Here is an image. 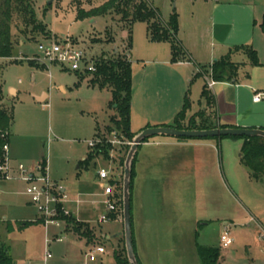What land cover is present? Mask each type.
Returning <instances> with one entry per match:
<instances>
[{
  "label": "rangeland",
  "instance_id": "obj_1",
  "mask_svg": "<svg viewBox=\"0 0 264 264\" xmlns=\"http://www.w3.org/2000/svg\"><path fill=\"white\" fill-rule=\"evenodd\" d=\"M107 1L28 0L34 12V23L29 20L27 12L18 13L16 3L14 4L10 29L13 55L11 59H0V107L13 117L7 159L11 179L0 181V243L6 247L14 264H115L114 252L126 255L122 210L119 217L120 244L112 252L110 243L98 240L97 235L102 232V228L105 233L108 228L116 226L113 222L98 226L86 223L93 229L94 239L85 243L86 246L79 247L67 236L72 232L70 225L64 231L52 227L46 229L37 216L35 207L28 204V197L24 194L27 186L20 180L17 168L22 165L27 172H34L38 176L35 168L45 158V175L49 186L55 187L59 192L63 191L67 197L63 202L68 208L75 210L73 215L82 220L98 219L100 213L106 212V207L102 205L105 198L99 196L101 183L97 180V173L100 169H105L109 174L107 181L115 179L122 191L124 162L132 142L123 140L125 145L111 146L107 150L108 158L99 157L89 166L83 163L91 150L89 144L96 134L107 140L110 138L106 127L111 126L110 119L116 117V111L110 105L111 90L92 87L89 83L91 75L63 70L48 60L43 62L44 55L38 51L39 44H45V41H68L84 52L87 62L94 63L102 58L107 60L118 54H126L130 38L132 48L128 55L131 59L129 60V56L126 58L132 62L134 76L131 130L136 129L139 114L151 113L157 104L166 100H170L171 107L175 105L182 109L185 96L178 90L175 78L164 72L157 76L151 75L153 66L144 65L146 61L151 62L155 58L161 61L164 59L161 50L170 49L168 43L156 45L148 40L145 23H135L129 34L127 25L121 21L120 16L76 20L78 10L87 12ZM147 2L160 11L164 22L173 13L178 14L183 32H187L191 0ZM37 24L44 26L45 33L35 29ZM181 35L180 30L179 37ZM154 48L161 50L152 55ZM30 61L36 67L44 65L36 68ZM57 86H63L65 92ZM10 89H15L16 92ZM41 91L49 93V98L44 103H39L34 98ZM188 100L190 106L184 113V127L191 123L200 125L204 121L216 122L211 103L207 105L202 101L198 104V96L194 91L188 95ZM162 138L164 137H152L147 142ZM222 142L221 152L205 150L209 181H206L208 187L205 189V207L200 214L204 225L198 230L196 240L204 248H219L218 264H264V239H260L264 234V183L250 180L246 169L243 170L241 165L239 152L233 147H225V144L235 141L222 139ZM76 201L80 203L78 206ZM86 201L89 204L85 205ZM62 207L67 210L64 205ZM68 213V217L76 222L85 223ZM22 221H32L34 225L21 228ZM166 224L171 228V223ZM173 228L171 234L179 230L177 226ZM225 228L229 229L233 244L222 249L219 238ZM169 231L165 230L166 233ZM59 232V237L63 238L62 243L51 241L46 244L47 236L51 240ZM96 245L107 248L108 254L96 256V261L90 262L88 255ZM46 253L51 255L48 260L44 259Z\"/></svg>",
  "mask_w": 264,
  "mask_h": 264
},
{
  "label": "crops",
  "instance_id": "obj_2",
  "mask_svg": "<svg viewBox=\"0 0 264 264\" xmlns=\"http://www.w3.org/2000/svg\"><path fill=\"white\" fill-rule=\"evenodd\" d=\"M190 5L192 7L187 20L189 29L186 33L183 32V27L178 21L177 33V38L190 61L171 63L170 49L154 48L152 55L161 50L164 59L159 61L155 58L154 61H146L144 65L153 66L151 75L157 76L164 72L175 78L182 96L188 97L191 91H194L198 96V104L202 102L200 95L206 85L213 98V116L219 125L264 131V34L260 28L264 15V0H191ZM179 18L178 20H181L180 16ZM180 30L182 35L179 37ZM250 50L256 54L257 65L252 64ZM225 57H229L231 63L238 65L235 76L230 81L211 80L209 73L212 63ZM198 68L206 69L208 74L194 78ZM131 70L133 72L132 65ZM133 78L132 73V81ZM208 82L213 83L211 87ZM57 87L65 92L63 86ZM257 94H261V99L254 102L253 98ZM34 98L39 103H44L49 98V93L41 91L40 94L34 95ZM169 102L170 100H166L157 104L151 113L139 114L136 129L131 132L137 134L146 128L171 125L180 107H171ZM132 108L133 103L131 112ZM132 119L133 116L130 115V120ZM232 141L235 142L225 144V147H233L241 158L243 141ZM223 143L222 140L215 139L180 140L164 137L162 140L145 142L142 145L145 147L138 146L134 158L131 190L132 238L138 264H202L197 254L196 235L204 225L200 214L205 207L206 181H209L205 150L214 149L221 152ZM246 173L249 177L248 172ZM99 190V196L105 198L100 186ZM79 204L76 201V205ZM64 207L73 215L74 209L65 204ZM81 212L85 213L84 210ZM104 214V211L100 213L99 218ZM74 217L85 223H95L97 226L100 224L99 218L82 220ZM119 221L118 216L115 221H111L116 225L115 228H108L105 233L102 228V232L97 235L98 240L110 243L112 252L116 250V245L120 244ZM25 222L28 221L21 223ZM167 222L172 224L169 225L171 228L167 227ZM173 226L179 227L176 236L170 233L174 230ZM166 229L170 231L166 233ZM67 236L79 247L86 243L72 232ZM98 246L103 247L96 245L93 249ZM107 250L104 248V253L97 256H106Z\"/></svg>",
  "mask_w": 264,
  "mask_h": 264
},
{
  "label": "trees",
  "instance_id": "obj_3",
  "mask_svg": "<svg viewBox=\"0 0 264 264\" xmlns=\"http://www.w3.org/2000/svg\"><path fill=\"white\" fill-rule=\"evenodd\" d=\"M16 3V4H15ZM14 4L17 6L18 13L27 12L30 16L29 20L34 23V12L29 5L28 0H0V59H11L13 55V43L11 40V20L13 15ZM116 15L120 16L122 22L127 26V31L131 34L132 27L135 23L141 22L147 25V38L151 43H168L170 45L171 63L182 61H190L181 42L177 38L178 33V16L173 13L167 22L161 18L160 11L154 8L147 2V0H108L97 8H93L87 12L78 10L76 15L77 21L85 19H95L98 17H105ZM40 29V32L45 33V28L42 24H37L35 29ZM260 28L264 34V15ZM130 37V35H129ZM127 50L123 54H118L112 59H101L99 62H94V72L91 75L90 84L92 87L99 89H110L112 93L111 107L116 111V117L110 119L111 126L106 127L108 136L112 132H116L122 140L131 142L136 134L131 132L130 128V114H131V98H132V70L131 63L127 60L128 52L131 50V40L127 43ZM252 64L257 65V58L254 51H249ZM31 63V61H30ZM33 67H36L31 63ZM42 66L36 68H42ZM238 65L230 62L229 57L217 60L212 63L210 67V78L213 81H230L236 74ZM201 71V72H200ZM203 74H208L204 68H198V73L194 78H201ZM1 94V93H0ZM200 98L207 105H213V98L204 85L201 91ZM190 102L187 95L185 96L182 109L177 113L173 122L168 127L177 130H210L215 128H228L227 126L219 125L217 122L204 121L200 125L190 124L184 127L182 121L184 113L188 110ZM13 117L10 113L0 107V165L4 164V145L10 142V127L12 125ZM215 140L232 139L242 140L243 145L241 148V164L247 170L250 180L258 183H264V139L262 138H213ZM99 141L93 149L86 155L83 163L86 166L94 163L99 157H107V150L111 148L107 144V139L100 137L96 134L93 141ZM144 142H147L145 140ZM43 172L46 170V162L43 159L40 164ZM134 177V161L132 164L131 172V185L130 194L132 190V181ZM1 179V174H0ZM118 191L117 182H114ZM122 210V203H120ZM60 210V209H59ZM118 213L109 214L111 221L116 220ZM59 219L64 221L66 228L70 225L71 231L77 236L81 237L90 243L93 241V229L86 223L76 222L71 217L65 216L61 211L59 212ZM34 225V223H22L20 227H27ZM134 249V243H133ZM197 254L202 264H218L220 258L219 248H204L197 244ZM126 254V251L124 249ZM113 257L116 264H128L126 255L114 252ZM0 264H14L11 256L9 255L6 247L0 243Z\"/></svg>",
  "mask_w": 264,
  "mask_h": 264
},
{
  "label": "built area",
  "instance_id": "obj_4",
  "mask_svg": "<svg viewBox=\"0 0 264 264\" xmlns=\"http://www.w3.org/2000/svg\"><path fill=\"white\" fill-rule=\"evenodd\" d=\"M45 44L38 45V51L44 55L43 62L48 60L51 64L54 62L55 65H59L61 69L70 72H76L78 74H86L87 72H94V63L87 62L85 60V54L78 48L73 47L68 41L63 42H53L45 41ZM44 65V64H42ZM213 83L208 82V86L211 87ZM261 99V94L254 96L253 101L259 102ZM100 143L99 141H92L89 147L93 149L95 145ZM108 144L112 147L125 145L122 138L118 136L116 132L110 134V138L107 140ZM9 146L4 145V164L0 165V174L2 180H10L9 171L7 164ZM17 170L20 173V180L26 184L24 194L28 197L29 203L33 205L36 209L37 216L42 220L43 226L48 229L50 227L55 228L59 231H64L66 224L64 221L59 219V212L61 211L65 216L69 215V211L65 210L62 205L66 200V195L63 192H59L55 187L49 186V181L46 178L45 172H43L40 165L35 168V172H38L37 176L34 172H27L22 165H19ZM109 177L108 172L105 169H100L97 173V180L101 183L100 187L105 197L104 205L106 207V214L102 215L98 223L106 224L111 222L109 214L118 213L121 217L120 203H122V191H118L115 185V179L107 181ZM57 191L55 193V191ZM60 209V210H59ZM117 216V217H118ZM61 232L57 234L51 240H46L49 244L51 241L61 243L63 241L62 237H59ZM264 239V234L260 236V239ZM233 244V239L229 234V229L225 228L220 235L219 245L222 249H226ZM103 247L94 248L88 255L90 262L96 261V256L98 254H103ZM51 258L49 253H46L44 259L48 260Z\"/></svg>",
  "mask_w": 264,
  "mask_h": 264
},
{
  "label": "water",
  "instance_id": "obj_5",
  "mask_svg": "<svg viewBox=\"0 0 264 264\" xmlns=\"http://www.w3.org/2000/svg\"><path fill=\"white\" fill-rule=\"evenodd\" d=\"M161 136L176 139H213V138H262L264 131L258 129H240V128H215L210 130H177L171 127L146 128L137 133L131 142V147L127 153L124 162L123 184H122V218L124 232V246L128 264H138L132 238L131 225V172L132 164L138 149V146L149 138Z\"/></svg>",
  "mask_w": 264,
  "mask_h": 264
}]
</instances>
